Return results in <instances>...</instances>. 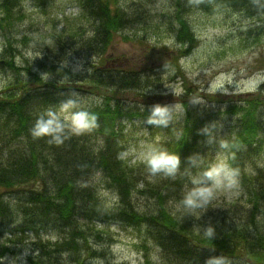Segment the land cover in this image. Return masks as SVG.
<instances>
[{"label":"trees","instance_id":"obj_1","mask_svg":"<svg viewBox=\"0 0 264 264\" xmlns=\"http://www.w3.org/2000/svg\"><path fill=\"white\" fill-rule=\"evenodd\" d=\"M16 0H0V20H4V24L1 27L0 39L4 37L7 45L4 46V54L7 58L5 62H0V73H6L4 70L14 67L25 68L26 65L21 67L13 66V55L15 54L12 37L15 36V28L13 24L21 25L19 18L21 13L25 14L20 7H16ZM77 5L83 7V11L86 13L91 10H98L97 15H113L112 9L121 10L119 5L120 0H75ZM135 0H132L130 4L124 6V8L133 11L136 10L138 5H143V0H138L137 4H134ZM168 4L171 7L170 16L176 19V25L170 26V30L177 40L182 45L190 44L195 41L194 34L191 30L190 24L186 18H182V13H189L196 10H210L214 5H221L231 7L234 10H240L251 17H259L264 13V0H168ZM139 8V7H138ZM179 19V21H178ZM116 26V25H115ZM114 27V26H113ZM110 21H98L92 25V33L88 38H84L75 42V33L66 35V33L60 32V34H51L47 44H43V49H56L60 47L58 44L67 43L70 50L79 55H91L101 49L104 50L109 45L112 33L109 31L113 28ZM23 32V29H22ZM21 32V33H22ZM59 32V31H55ZM24 33V32H23ZM77 34H81L79 31ZM69 37V38H66ZM188 49H186L187 52ZM26 63V62H24ZM98 68L93 69L96 71ZM55 70V71H54ZM127 68H118L111 71L109 68H102L99 72H93L92 77L90 75L89 85H94L96 89L105 90L106 94L103 97L101 104L93 107L95 116V124L91 129L82 131L80 133L67 134L64 130L59 133V141H57L52 134H41L35 136L32 129L35 125V121L29 118V123L24 128H17L14 126L13 121H9L2 125L0 129L2 131H10L16 128L21 130L24 141L29 143H40L47 147L55 145H65L69 149L72 158H79L85 155L89 161L98 158L95 152V147L100 141H107L106 144L117 142L116 126H120V122L126 121L132 116L143 117L147 120L149 117L147 114H131L134 111L139 110L137 104L127 103L126 99H122L118 95L122 90L127 87L129 91L146 90L147 87L153 85L149 74L143 71L133 70L127 71ZM64 69L51 68L50 74L69 78ZM59 80V79H57ZM58 83V82H57ZM54 85V83L44 84L42 86H36L23 94L22 97H18L17 102H12L8 94L18 88L23 91L27 88L26 84L16 86L12 81L9 82L7 89L5 90L2 98H0V119L5 115L6 110H14L18 114H9L11 117H29V114L34 107L42 106L39 101L45 98L46 92L55 93L58 95V100L55 104L47 105L44 107L43 112L47 111L48 107L56 106L60 102H67L72 100L69 95L62 97V94H67L72 90H66L55 85L58 91L49 90L48 86ZM42 87V88H41ZM46 87V88H45ZM109 88H114L118 93L117 98H110L112 95L109 92ZM62 91V92H61ZM210 101L217 103H224L225 108L223 111L214 109L213 105L209 106H196L193 101H199V99H189L182 96L181 102L184 107V114L181 119L174 121V127L177 130V134H171L170 132L164 133V140L161 142V148L175 153L180 158V164L175 170L174 174L164 175L163 181L151 182L148 177V171L144 166H140L135 169L134 175L126 174V164L119 165L114 168L105 170L104 177L100 181L109 183L110 186L106 188L116 190L117 193L123 195V198L119 202V206L115 208L116 215L131 217L130 214L136 211L140 220L144 223L151 225L150 232H146V238L154 243L158 248V253L161 259L168 264L184 263V264H264V168L260 167L256 158L261 152V148L264 146V82L260 83L256 88L255 93H246L236 97H219L215 94H210ZM47 100V98H45ZM15 101V100H14ZM48 102H50L48 100ZM212 106V107H211ZM43 107V106H42ZM148 113V112H147ZM152 111L149 112L151 114ZM227 114L230 117L234 116L232 123L230 124L231 130H227L225 138H216L215 135L210 136L211 128L213 124L221 120L222 115ZM48 117V114H40V116ZM54 115V114H53ZM210 128V129H209ZM19 135V134H18ZM64 135V136H63ZM51 142V144H50ZM216 144L217 149H222L227 158H225L227 165L232 171L239 177L238 180L242 185V191L239 197L235 199L233 205L221 211H215L210 217L204 216V213L198 208L196 211L200 212V217L197 218L191 210L186 209L181 204V199L176 196V193H171L175 183H182L184 180L189 181L192 173H194L195 159H198L200 165L206 170L213 159V156L206 160L201 159L202 149L204 146ZM107 145V146H108ZM194 154L196 156L194 157ZM32 159H31V158ZM23 156L19 154L14 163V169L7 170L6 174L2 173L0 180L6 182L9 177L19 176L20 182L14 192L10 194L11 198L16 196L17 192L27 181L33 178V174L36 173L38 177H42V184L46 187L44 190H33L25 194L26 198H34L39 201H49L61 193L62 190L72 188L73 186V174L69 170L71 165L70 161L64 163H53L51 166H43L41 174H38L39 168L35 158ZM2 167V166H1ZM74 167V166H73ZM31 172H34L33 174ZM51 178L49 182L47 178ZM136 178V180H135ZM159 178V177H158ZM173 178H176L172 180ZM135 180V181H134ZM140 182V184H136ZM97 181L88 180L87 182L81 181V186L89 195V197H95L94 190L98 188ZM160 185H164V188H160ZM160 189V190H159ZM157 191L160 197L172 198L175 201L167 205L163 211V217H157L153 214V209L149 212H140L133 210L134 207L130 196L132 192H136L142 195L154 194ZM13 202V200L11 199ZM87 199L80 198V203L76 205V211H69L66 208V203L62 204L61 211L57 208L54 214L44 219V226L54 227L56 223H68L70 217H84L86 213L90 212L87 208ZM243 202L244 205L240 203ZM26 203H24V206ZM28 210L32 208L31 205H27ZM15 206L7 208L0 206V224L6 222H13L18 216ZM47 210V209H45ZM208 218V219H207ZM124 223L129 224L128 221ZM211 226L213 228V235L210 238V242L206 239L205 230ZM18 229V224L16 227ZM69 238L77 239L76 233H71ZM99 243H103L104 238L102 233H96L93 237ZM185 238V239H184ZM202 238L205 244L200 240ZM183 241V242H181ZM87 245L90 252H93V248L89 244ZM81 244H78L75 251H80ZM77 252V253H78ZM90 255V254H89ZM88 255V256H89ZM248 256L247 260H240L238 256ZM148 264V263H147Z\"/></svg>","mask_w":264,"mask_h":264},{"label":"rangeland","instance_id":"obj_2","mask_svg":"<svg viewBox=\"0 0 264 264\" xmlns=\"http://www.w3.org/2000/svg\"><path fill=\"white\" fill-rule=\"evenodd\" d=\"M131 1L120 0L119 5L124 8ZM137 2L139 1L135 0L134 4ZM23 5L25 14L21 13V18H19L21 25L13 24L15 36L11 39L16 66L26 65L25 60L33 63L35 58L40 57L41 46L37 47L36 44L50 42L51 34H60V32H55L58 29L62 28L64 32H67V35L74 34L68 31H72V29L74 31L76 28H80L81 32H84L83 36H88L90 31L92 32L90 26L80 27L82 20L74 0H29ZM167 5H169L168 0H144L143 5H138L136 10L142 11L145 17L152 15L149 25L137 32L134 29L115 32L112 39L109 40L110 44L104 50L105 52L100 57L90 55V62H85V60L81 62L78 59L79 63L74 61L68 64L64 61L62 65L67 68L64 71L69 78L66 80L63 77L60 80L71 82L73 84L71 85L72 91L76 92L75 83L79 71L81 73L88 72V68L92 64L102 63L103 67L109 68L111 71L132 67L149 74L151 80L154 81L153 85L146 89L151 97L149 100L151 101L150 111L154 104L167 105V119L174 121L183 117L184 107L181 98L184 94L188 95L189 99H199L198 102L202 106L207 105L210 108L212 104L214 109L223 111L224 103L217 104L210 101L207 99L211 96L210 94H215L217 98L241 96L254 91L261 82H264V13L259 17H251L226 5H214L210 10L194 9L185 16L195 41L182 45L173 35L170 27L165 26L166 24L153 16L155 12L163 9L169 14L171 7ZM3 21V19L0 20V29L4 24ZM22 27H24V33ZM1 45L0 55L2 52V55L8 57L4 54V49H1ZM68 48L70 50L69 46ZM60 49L61 47H57L55 51L59 52ZM186 49H188L187 52ZM69 52L74 53L72 50ZM37 53H39L38 56ZM92 71L93 69L90 70L88 78L84 80V86L88 85L90 75L92 77L93 72L100 70ZM221 77L226 78L225 82L213 90L212 85ZM56 78H58L57 75L47 73L44 77L47 81L45 84H55ZM7 80L8 75L0 73V96ZM99 91L100 89H96L94 85L81 87V90L75 93L74 106L70 112L68 109H52V111L56 112V115L57 112L66 114L65 116L70 121L71 116L76 112L102 103L105 95L98 93ZM118 96L128 100L127 103L137 104V101L144 103L142 97L128 95L127 92ZM177 105H181V107L177 108ZM220 118L222 119L215 122L211 128L210 136L215 135L214 139L225 138L227 130H231L229 127L234 116L223 114ZM122 123V127L116 126L117 142L124 145L127 150V153L122 156L129 157L127 159L129 164L137 160L140 163L144 162L146 150L159 143L157 141H160V136L154 129L148 130V122L143 117L132 116ZM217 148L216 144L204 146L201 159L209 160L213 156L212 167L229 170L222 153L223 150ZM195 156L196 154H194ZM256 162L264 168V146L261 148ZM146 178L150 181L148 177ZM100 189H104V196H111L110 189L98 185L97 190ZM210 192L209 198L214 205L227 204L235 202L240 187L233 176L231 183L227 186L222 182L220 185L212 187L211 182ZM145 201L147 204L150 203L146 197H142L141 202ZM240 204L244 205L243 202ZM98 227L104 236L105 228ZM108 231V234H111L113 238L111 244H106V240L103 243L95 240L89 242L93 250L102 248V252L105 254L98 256L96 260L87 258V255H82V259L87 258L91 264H165L154 243L147 239L142 232L124 228L120 224L112 225ZM51 239L49 236L50 241H52ZM2 244L3 242L0 241V245ZM10 260L7 259L8 262H11ZM64 262L74 264L67 260ZM249 264L251 263L249 262Z\"/></svg>","mask_w":264,"mask_h":264},{"label":"bare ground","instance_id":"obj_3","mask_svg":"<svg viewBox=\"0 0 264 264\" xmlns=\"http://www.w3.org/2000/svg\"><path fill=\"white\" fill-rule=\"evenodd\" d=\"M27 1L29 0H16L15 2H17V5L14 6L15 8L20 7L22 11H24L23 3ZM74 2L82 20V26L80 27L91 26L98 21H110L112 27L114 26L109 31V33L111 32L112 35L115 32L127 29H134V31L137 32L149 25L152 19V15L145 17L142 11H133V9L130 10L127 8H122L121 10L112 9V16L111 13L106 15H97L99 13L98 10H91L85 13L83 11L85 8L83 9V7H80L79 9V5H77V2L75 0ZM167 6L169 7L170 5ZM185 15L186 12H183L182 18H186ZM153 16H156L160 21L166 24L165 26L167 27H175L176 25L175 17L173 18L172 16H170L168 12L164 9L162 11L155 12ZM22 29H24V27H22ZM58 31L67 33L64 32L62 28L60 30L58 29ZM79 31L81 32V29L76 28L74 29V31L72 29V31L69 30L68 32L77 33ZM84 31L87 32V30ZM81 33L84 34L83 31ZM0 41V44H2L1 49L3 50L5 49L4 46L7 45V43L4 37L0 39ZM36 45L37 47L41 46V56L35 58L33 63L25 60L24 62L27 63L26 69H16L11 66V68H6L4 70V72L10 74L11 81L16 86H19L21 84H26L27 86V88L23 91L19 90L18 88H15L14 90L12 89V91L8 94L10 100L14 103L18 101L16 100L18 97H22V95L26 94L28 90L36 86H41V81L42 85H44L47 82L44 77H46L47 73L50 74L51 68L58 67L59 69L63 68L64 70H66L67 68L62 65L64 61L68 62V64L73 63L74 61H76V63H79L78 59L81 62H83V60H85V62H90V55H79L77 53H70L68 44L65 42L58 44L61 47L59 52L53 51L52 49L45 50L43 49V44L41 43ZM101 50L103 52V49ZM102 52H100L99 50L98 52L94 53V56L97 57L101 55ZM10 57L11 56L6 57L5 55H2L1 52L0 59H2L3 62H5L7 58ZM103 66L104 64L102 63L92 64V66L88 68V72L81 73L79 71L75 83L76 92L74 90L67 94L61 93V96L64 97V95H69L70 97L68 98L74 97L75 93L81 90V87H84V80L88 78L87 76L90 73V70L96 68L100 70ZM127 69V71L129 72L136 70L132 67ZM61 81L63 80H57L61 88L66 90H72L71 85L73 84H71V82L65 80L63 82ZM48 89L50 91H58L55 85L48 86ZM108 90L112 94L110 95V98L116 99V94L118 92L114 88H109ZM129 90L130 89H127V87H125L122 92H127L128 95L138 96L139 98L142 97L144 100V103L142 101H137V108L139 110L134 111L131 114H142L143 112L144 114L150 116L151 114H149V112L151 110V101L149 100H151V97L149 96L147 90H140L141 92H138L137 90ZM45 92V98H47V100L43 98L42 101H39V103L43 107H34L29 113L32 115H30L29 117H25V119L22 117L13 118L9 114L14 115L18 113L14 110H6L5 115H3L0 119V127L2 125H5V123L9 121H13L15 127L22 129L30 122L29 118L36 122L37 118L40 117V114H56V112L52 111L50 107L47 109L50 111L43 112L44 107H47V105L50 104H55V101L58 100V95H55L54 92L48 93L46 89ZM98 93L107 95L105 90L103 89H101ZM183 96L184 98L188 97V95L186 96L185 94ZM48 100L50 102H48ZM192 103L198 107L201 106V103L198 101H193ZM217 104L222 103L217 102ZM93 107L95 106L89 108L87 112L90 114L94 113L92 112ZM57 114L63 113L57 112ZM58 119L64 125H68L70 123L66 116H60L58 117ZM13 129L14 130H10L7 132L2 131L0 129V177L2 176V173L6 174L7 170L11 168L14 169L13 165L17 161L16 158L19 154H22L26 157H30L32 154V157L35 158V162L37 163V168H39L38 174L42 173L41 169L43 166L49 167L56 162L68 163V161H70L71 167L69 170L72 172L74 180L72 188L62 190L61 193H59L57 196H55L49 201H37L34 198L23 197L25 196V194L33 190L42 189L46 191V187L42 184V177H38L37 174L34 172H31L32 174L34 173L33 178L30 181H27L20 189H18L19 191L13 198H11L10 194L14 192L18 187L20 177L11 176L9 177V179L6 180V182L0 180V206H5L7 208L15 206L14 209L18 210V216L13 220V222L8 221L4 224H0V241L3 242V244L0 245V264H66L64 262L65 260L69 261L70 263L73 262L74 264H91L90 262H88L87 258H91V260H96L98 256L105 254L104 252H102V248L101 250L94 248V251L90 252V249L87 245L88 241L94 239L93 237L96 233H102L98 226L104 227L106 230L103 236L104 241L106 240V244H111L113 241L111 234H108V228L112 227V225L115 224H120L124 228H129L131 230L136 229L138 232H142L144 236H146V232H150L151 228L153 229L154 226L151 227V225H148V223H144L140 220L136 211L130 214L131 217H123L121 215H116L117 211L114 209L119 206V202L123 198V195L117 193L116 190H110L111 196L106 197L104 196V189L96 190L95 188H93L95 197H89L87 192L82 187H80L81 181L87 182L88 180L97 181L99 186H110L109 183H106L105 181L99 182V180L103 179L105 170L114 168L115 171H117L116 167H118L119 165H123L121 163L127 165L125 171L126 174L134 175L135 169L140 167L138 166V163H140V161L137 160L129 164L127 160L129 159V157L122 156L127 153V150L125 149L124 145L120 144L119 142L109 143L110 145H108L106 144V140L100 141L95 147V152L98 155V158H95V160L93 161H89L85 157L86 153L77 159L72 158L69 149H67L65 145L59 144L52 147H47L40 143L25 142L23 135L20 134L21 130H18L16 128ZM152 129H154V131L160 136V141L158 140L157 142H162L164 140L163 130L166 132H170L171 134L178 133L174 127L173 119H167L166 123L160 124L148 123V130ZM63 130L64 132L67 131V134L74 133V131H72V129L67 126H65ZM200 162L201 161H199L198 159H195L194 163L196 167H194V173L191 174L189 181H185L186 183H175L173 190L170 191L171 193H176V196L179 199H182L184 193L189 192L196 187V185L192 183V178L198 176L202 171H204V165L201 166ZM141 166H144V168L148 171L147 176L151 182L153 181L162 183L163 177L165 175L164 173H151L146 163ZM210 167H212V162L208 168ZM49 177L50 175H48V177H45V179L47 178V180L50 182L51 178ZM174 179L176 178H173L172 180ZM136 184H140V182H136ZM201 185H207L210 187L211 181L207 178H204L201 180ZM160 188H164V185H160ZM81 197H84L88 200L86 205L90 212L101 211V214L95 215L96 213H91L90 216V213H86V215L82 218L70 217L71 219L68 223H56L54 224V227L44 226V222L42 221L54 214L57 208H59L58 211H61L63 203H66V208L69 211H76L77 209L75 207L78 203H80L79 201ZM142 197H146L150 201V203L147 204L146 201L142 203ZM11 199L13 200V202L11 201ZM130 201L133 206H137L134 207L133 210L135 209L140 212H149L153 209V214H155L157 217H163V211L165 207H167V205L172 204L175 200L172 198H162L160 197L158 192L155 191L154 194H147L146 196L136 192H132L130 196ZM24 203H26L25 206ZM230 204L233 205L234 202H229L227 204H216V206L210 201L209 198L208 201H206L203 205L202 212L204 213V216L210 217L214 214L215 211H221V209L229 207ZM27 205H31L32 208L28 210V207H26ZM125 221H128L129 224L124 223ZM17 224L18 229L15 228ZM72 232L76 233V235L78 236L77 239L69 238ZM49 236L50 238H52V241L49 240ZM206 239L210 242V238H208V236H206ZM200 240L205 244V241L202 238H200ZM78 244H81L79 252L78 249L76 251L75 249H73ZM13 249H15V251H13ZM7 251H9L8 255H6ZM81 255L89 256L86 259H82L80 257ZM242 257L243 256L241 255L238 256L240 260L248 259V256H245L244 258ZM7 259H11V262H8Z\"/></svg>","mask_w":264,"mask_h":264},{"label":"clouds","instance_id":"obj_4","mask_svg":"<svg viewBox=\"0 0 264 264\" xmlns=\"http://www.w3.org/2000/svg\"><path fill=\"white\" fill-rule=\"evenodd\" d=\"M39 53H37V56ZM226 78H219L213 85L214 90L217 86L222 85ZM254 83V82H253ZM177 91V90H176ZM227 91V89H225ZM74 106L72 100H68L66 103L62 104V110L70 109ZM180 108L181 105H177ZM168 106L161 104H154L152 106V114L147 118L148 123H166ZM95 124V116L88 113L87 111H78L73 114L70 118V123L64 125L60 122L56 115L51 113L45 118L43 115L38 117L36 123L32 129L35 136L41 134H52L54 138L59 141V133L63 130L65 126L70 127L72 131L80 133L82 131L88 130ZM146 165L149 171L153 174L164 173L165 175H173L175 170L180 164V158L177 154L169 152L161 147H149L145 154ZM207 178L212 182V187L220 185L222 182L225 186L231 183L233 179V174L231 170L228 169H218L216 167H210L202 171L198 176L192 178V183L196 187L183 194L181 199V204L188 210H191L195 216H199L200 212L196 211L197 208L203 210V205L211 196L210 187L207 185H201V180ZM205 234L209 237L213 235V228L209 226L205 230Z\"/></svg>","mask_w":264,"mask_h":264}]
</instances>
